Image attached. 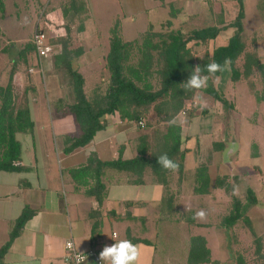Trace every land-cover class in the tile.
<instances>
[{
    "label": "crops",
    "instance_id": "0c3cea01",
    "mask_svg": "<svg viewBox=\"0 0 264 264\" xmlns=\"http://www.w3.org/2000/svg\"><path fill=\"white\" fill-rule=\"evenodd\" d=\"M73 1L77 2V8L87 12L84 4L86 0H70L71 4ZM65 7L64 5L60 8L65 9ZM57 13L58 9H55L53 16H57ZM78 16L80 15L76 17ZM55 23V21H48L47 27H42L48 34V43L54 47V54L39 62L38 65L35 63L27 69L20 70L15 78L16 85L20 84L21 90L25 91L19 99L18 108L30 109L34 130L32 133H17V140L22 147L19 164L23 169L15 172L0 171V250L10 241L11 234L15 231L16 223L22 214L29 212L31 216L12 241L3 264H68L66 244L69 241L73 242L78 253L91 256L87 264H94L93 254L99 256L105 246H111L116 243L115 240L120 239H129L139 245L141 249L139 264H149L143 262V258L148 257L147 251L153 255L155 250H159L156 246L159 244L160 236L163 231L169 232L167 220H177L179 225L178 222L184 218L183 225L186 228L185 231L189 233L191 229L193 231L199 226L196 221L198 219L192 218L197 211L191 212V209L204 210L206 218L212 220H218V218L223 220L225 216H228L230 210L221 218L212 214L213 211L220 210L222 201L227 202L229 199L223 189L216 187V181L223 177H229L230 181H242V178L231 174L226 168L224 157L227 142L226 137H222L224 135L222 127L219 128L221 120L219 116H216L218 109L221 113V107L225 105L214 99L212 106L206 109L207 115H214L216 121L214 118L203 121L201 117L198 120L201 125L209 126L210 132H206L207 136L214 130L219 132V140L214 141L213 154H208L205 148L202 149L204 150L202 153L200 140L202 141L204 132L201 131V127H198L200 131L196 132L195 123L198 121L185 123L184 117L178 118L180 120L178 123L183 130L182 150H185L182 172L179 169L175 172L166 170L159 175L150 166L132 170L108 167L99 171L96 164L92 165L89 171L82 170L89 165L92 157L102 162H113L130 161L141 156L144 142L140 139L139 125L123 121L118 113L106 117V129L99 132L91 143L66 153L71 139L78 138L81 131L70 110L75 102L71 76L65 69L53 67V61L58 55L61 56L60 59L65 60L63 48L67 40L66 46L75 56L74 69L85 80V95L95 104L106 95L109 83L106 63L110 52V39L108 49L101 39L98 43L90 44L87 41L90 38L81 36L90 30L85 26L82 32L80 28L79 33L73 32L71 35L73 40L70 41L68 39L70 29L65 28L63 32V29L57 28ZM150 30L156 33L179 31L170 29L166 32H158L150 26L142 36L131 41L124 39L121 28L120 34L125 43L139 42L141 44ZM90 36L92 39L93 33ZM33 39L32 37L31 42ZM191 45L192 47L189 46V48L198 58L203 56L196 55L195 51L212 44L210 42L204 45L195 43ZM223 45L225 44L218 47ZM4 49L0 45V81L3 83L10 64V60H2V54L6 52ZM79 50L83 51H80L81 55L76 56ZM40 79L44 82L43 88L40 85ZM92 84H94L93 90H91ZM239 92L238 86L234 96ZM36 93H39L37 97ZM224 93L228 98L227 92ZM207 96L211 98L210 95ZM253 96L260 106L264 104V100L258 101L254 94ZM261 97L263 98L264 94ZM233 99L235 100L234 97ZM235 109L237 110L236 106ZM251 122L255 120L251 119ZM195 137L197 138L193 144ZM216 149L218 151H215ZM253 153L252 147V157L256 159L261 156L258 146L256 155ZM217 163L220 165L216 166ZM201 164L207 165L211 182L209 193L197 195L195 173ZM262 182L263 184L259 185L257 190L253 186L247 188V190L253 189L258 199L257 205L247 213V216L253 220L250 216L251 212L258 211L259 207L262 208L254 220L260 218L263 220L261 222L263 225L264 178ZM237 197L244 202L246 200V196L245 199ZM166 205L170 208L168 209L170 217L164 218L162 212ZM173 210H178L175 216H173ZM257 235L263 237L262 233ZM149 236H153V239L151 240ZM193 237L196 236L189 237L186 243V264L190 241ZM206 240L208 241L207 238Z\"/></svg>",
    "mask_w": 264,
    "mask_h": 264
},
{
    "label": "trees",
    "instance_id": "16d2710c",
    "mask_svg": "<svg viewBox=\"0 0 264 264\" xmlns=\"http://www.w3.org/2000/svg\"><path fill=\"white\" fill-rule=\"evenodd\" d=\"M239 5V12L230 24L223 26H211L204 29L193 30L188 35L181 31H170L168 33H156L150 30L143 38L142 43H125L120 34V23L111 30L110 52L107 55L106 69L109 72V83L106 95L93 104L85 95L84 77L74 69L73 51L66 46L63 48L65 60L57 56L53 61V67L65 69L71 76L73 85L74 104L70 107L81 135L70 141L66 153H71L77 148L85 147L93 141L96 135L107 127L106 117L119 114L123 121L137 123L140 132V139L144 142L139 158L130 161L102 162L96 157H92L88 166L82 170L89 171L94 164L98 170L103 168L116 169H137L149 167L155 173L166 171L158 164V156L167 153L170 158L178 162L179 171L182 172L185 150H182L183 130L178 123L179 117L189 112L190 121H198L197 109H187V101H195L199 93L210 95L215 101L221 102L225 108H235V100L231 102L224 93L218 91L214 81L223 76V72H218L212 76L205 88L200 90H185L183 84L190 77L196 66L205 68L210 62H217L224 65L225 60L232 70V81L237 82L241 77L250 78L255 71L261 75L264 81V63L253 53L245 54L243 71L236 67V63L246 52L245 43V0H236ZM5 0H0V17L3 18L5 12ZM73 17L84 15L86 12L77 8L76 1L72 3ZM225 22V21H224ZM222 24V23H221ZM171 27L172 23L168 22ZM85 26L80 27V31ZM233 28L234 34L225 46L214 49L212 53L206 52L203 57L194 55L190 43L196 45L209 44L214 42L223 31ZM12 47H17L12 43L4 50L12 52ZM18 48V47H17ZM83 50L76 52V56L81 55ZM54 54V53H53ZM52 54V55H53ZM32 56L35 63H39L36 47L33 42L23 46L19 52V59H11L6 80L0 81V171L15 172L22 170L20 166L22 147L17 140V133H32L34 130L33 119L29 108H18L19 89L15 78L22 69H27L32 65ZM205 74H207L205 72ZM1 79V78H0ZM257 100L262 101L260 95ZM200 108V107H199ZM205 109L202 115H207ZM149 115H154L153 123H145ZM174 121V122H173ZM142 123V124H141ZM152 124V125H151ZM159 125L151 132L155 125ZM163 128H160L162 127ZM215 151H218L217 149ZM253 155L257 153V146H253ZM196 193H209L210 176L206 164H201L196 173ZM216 187L223 189L227 196L231 197V210L228 216L221 221L220 227L225 231H230L238 224L244 223L254 237L256 254L264 257L263 238L259 237L254 229L252 220L247 213L257 205L258 199L253 189L246 192L245 202L233 194L234 185L229 177L218 178ZM31 213L24 212L16 223V229L11 234L10 241L0 250V264L4 263V257L12 241L20 233ZM212 251L208 247L206 238L203 236L193 237L190 241V250L187 264H211ZM238 264H246L244 256L239 255ZM218 263V262H217Z\"/></svg>",
    "mask_w": 264,
    "mask_h": 264
},
{
    "label": "rangeland",
    "instance_id": "374dc122",
    "mask_svg": "<svg viewBox=\"0 0 264 264\" xmlns=\"http://www.w3.org/2000/svg\"><path fill=\"white\" fill-rule=\"evenodd\" d=\"M84 4L87 8L86 14L73 17L74 12L70 9V6H72L70 0H5V12L3 18L0 17V45L6 48L15 43L18 48L12 47V52L9 54L7 51L3 53L2 60H18L19 52L23 50V46L31 42L32 37L34 38L37 27H47L48 21H55L57 28L63 29V32H65V28L70 29L68 38L70 41L73 40L71 37L73 32L79 33L78 30L82 25L87 26L90 29L89 32L87 31L81 36L91 39L90 35L93 33V38L87 41L92 44L98 43L101 39L103 45L105 44L106 49H108L110 31L117 23H120L124 39L131 41L137 39L140 35L142 36L150 26L158 32L173 29L183 33L211 26L222 27L223 23L227 25L233 22L239 12V5L236 0H86ZM64 5L66 6L65 9H61L60 7ZM55 9H58L57 16H53ZM245 14L244 25L247 48L236 63V67L241 71H243L245 54L247 53L256 54L264 63V0H245ZM168 22L172 23L171 27L167 26ZM234 31L233 28L225 30L214 42H211L212 45L195 51L196 55L204 56L205 51L212 53L218 46L227 44ZM54 42L56 41L54 40ZM191 44L193 43H190L189 46L192 47ZM34 58L32 56L35 63ZM231 76V67L226 65L223 76L217 78L214 84L220 94L221 92H227L231 102L233 97L235 98L237 110L235 108H225L222 105V112L219 113L218 109L216 116H219L221 120L219 128L222 127V134H224L222 137L225 136L227 142L226 156L224 157L226 168L231 174L241 176L242 181L231 180V182L234 186H239L237 196L245 199L247 188L253 186L257 190V187L263 184L262 178H264V104L260 106L253 96V94L256 97L261 93L264 94V81L257 72L250 79L241 78L239 82H233ZM19 85H17L20 92L18 105L21 95L25 94V91L21 90ZM40 85L43 88L44 82L42 79H40ZM238 86L240 92L234 96ZM103 87L105 88V85ZM93 88L94 84L91 85V90ZM38 94L36 93V97ZM203 94L199 93V97L195 102L187 103V109L196 110L198 107L196 111L198 117H201L203 121L213 120L214 115H212L213 117L202 115L203 110L212 106L214 102L212 98ZM263 94L260 96H263ZM189 112L182 115L185 123H189L191 119ZM251 119H254L255 122H251ZM154 121V115H149L145 119V123H153ZM195 126H197L196 132L200 131L198 127H201V131L204 132V137H202V141L200 140L201 150L205 148L208 154H213L214 141L219 140L218 130L211 132L209 137L206 134V132H210L208 125H201L198 121ZM153 127L154 129L151 132L159 128V125L156 124ZM160 128H163V126ZM196 138H193V144H195ZM254 144H258V149L261 152V156L256 159L252 157ZM196 149H199V147H196ZM203 151L202 153H204ZM219 165V163L216 164V166ZM228 198L227 202H221L220 210L213 211V215L221 218L222 215L231 210L230 203L232 201L229 196ZM262 202L264 203V197ZM168 209L170 208L166 205L162 212L164 218L170 217V210ZM260 209L262 208L259 207L258 211H252L250 216L253 219L252 223L257 234H263L262 254H264V224L261 223L263 220H260V218L254 220ZM177 211L173 210V216H175V212L177 214ZM184 211L186 210H182V212ZM196 211L198 210L191 209V212ZM183 221L184 218L178 222V225L177 220H167L169 232L163 231L160 236L159 244L156 246L159 247V250H155L153 255L149 254L150 251H147L148 257L143 258V262L149 264H153V262L155 264H186V243L189 237L199 235L208 239L207 243H209L208 245L212 251L211 264H238L237 258L239 255L244 256L246 264H264V257H259L255 253L254 237L244 223L238 224L230 231H225L220 227L221 219L212 220L211 218L207 219L205 216L203 219L196 220L199 226L196 225L195 230L192 231L191 229L188 233L185 231L186 228L183 225L185 222ZM169 223H173L172 227ZM149 238L152 240L153 236H149Z\"/></svg>",
    "mask_w": 264,
    "mask_h": 264
},
{
    "label": "clouds",
    "instance_id": "9594fccd",
    "mask_svg": "<svg viewBox=\"0 0 264 264\" xmlns=\"http://www.w3.org/2000/svg\"><path fill=\"white\" fill-rule=\"evenodd\" d=\"M230 61L225 60L224 65L215 61L210 62L205 68L196 66L190 77L183 84L185 90H200L207 86L209 79L218 72H223L225 66ZM205 72L207 74H205ZM174 122V121H173ZM158 164L165 170L177 171L179 164L168 156L167 153L158 156ZM239 193V186H234L233 194ZM187 210L188 207H187ZM206 216L204 210L197 211L193 215V219H203ZM116 243L111 246H105L99 254V258L104 264H139L141 259L140 246L134 244L129 239L115 240Z\"/></svg>",
    "mask_w": 264,
    "mask_h": 264
},
{
    "label": "built area",
    "instance_id": "2783aa9c",
    "mask_svg": "<svg viewBox=\"0 0 264 264\" xmlns=\"http://www.w3.org/2000/svg\"><path fill=\"white\" fill-rule=\"evenodd\" d=\"M33 43L36 47L39 62L48 59L54 52V47L48 43L46 33L40 27L36 30ZM66 247L68 249L66 256L68 264H87L88 259L91 257L89 254L78 253L71 241L67 242ZM92 259L94 264H104L96 254L92 255Z\"/></svg>",
    "mask_w": 264,
    "mask_h": 264
}]
</instances>
